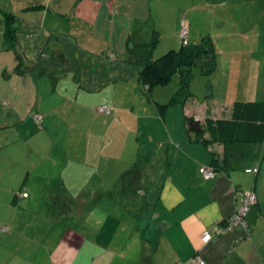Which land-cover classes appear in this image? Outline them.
Instances as JSON below:
<instances>
[{"label":"crops","instance_id":"0c3cea01","mask_svg":"<svg viewBox=\"0 0 264 264\" xmlns=\"http://www.w3.org/2000/svg\"><path fill=\"white\" fill-rule=\"evenodd\" d=\"M174 2L171 12L166 0H0V7L16 16L15 50L24 58L23 73L16 74L13 52L0 49V120H6L0 126L15 125L12 134L21 136L17 124L38 116L47 133L48 120L57 110L49 106L51 91L61 85L66 90L84 88L82 98L93 91V102L82 104L105 127L99 132L90 124L77 131L81 145L63 150V160L31 167L41 169L40 174L28 182L29 191L21 188L10 203L28 199L31 186L37 185L42 194L49 192L44 202L48 212L36 224L15 230L30 239L0 242V264H195L194 256L203 264H264V136L253 143L203 144L185 121L195 118L203 126L205 118H228L233 102L264 101V0H190L187 6L182 0ZM31 6L36 7L25 9ZM180 20L186 23L187 43H197L204 35L213 43L208 102L191 94L182 105H170L161 114L155 103H165L166 97L151 98L155 112L142 107L132 113L140 99V53L135 46L155 31L162 50L177 48ZM217 41L223 42L217 46ZM115 83L130 88L128 102L112 98L111 91L100 93L102 88L113 90ZM141 103L151 102L148 98ZM99 106L110 110L99 112ZM121 114L136 122L130 136L127 130L115 132ZM153 121L158 134L150 132ZM72 126L71 131L78 130ZM207 137L204 132L202 139ZM124 150L132 152L131 160L136 154L149 156L143 188L121 199L130 208L141 197L137 209L120 206L119 195L96 191L107 176L117 174L127 155ZM213 158L215 173L203 178L200 168L211 165ZM255 167V172L245 171ZM237 190L254 194L244 215L246 226L202 243L203 231L211 232L236 210ZM21 191L27 196H19ZM55 191L59 194L50 193ZM90 200L93 205H87ZM56 207L61 213L73 207L79 225L62 228L49 243V234L56 230ZM88 207L93 209L83 213ZM88 223L92 230H87Z\"/></svg>","mask_w":264,"mask_h":264},{"label":"rangeland","instance_id":"374dc122","mask_svg":"<svg viewBox=\"0 0 264 264\" xmlns=\"http://www.w3.org/2000/svg\"><path fill=\"white\" fill-rule=\"evenodd\" d=\"M168 3L167 6L171 8L167 11H174L176 3L174 0H166ZM182 3H184L186 6L190 4V0H182ZM217 11V10H216ZM202 24V21L200 22ZM171 24L168 23L166 26L167 30H170ZM212 29L211 27H209ZM218 29L215 28L212 32V34H215ZM213 40V39H212ZM214 41V40H213ZM223 42V41H222ZM221 41H217V46L219 44H222ZM216 43V41L214 42ZM161 44H156V47L152 54V59H155L156 57L160 56L162 53H164V50H162ZM219 49L218 47H216ZM86 60H89L87 58ZM94 65V64H93ZM92 65V66H93ZM91 66V67H92ZM34 76L33 73H29ZM176 77H173L172 81L163 87H155L153 88L149 93L145 91L140 83H139V89H138V95L140 97L139 101L135 103L134 109L132 110V113H137L138 109H142V107L146 108V112L153 113L155 112L153 107V102L151 98L156 99H164L165 101L168 100L169 96L173 91L168 92V88L172 86V84H175ZM210 83L209 75L207 77V74H200L197 67H193L191 71V78L189 82V90L193 96L196 97L198 101L202 100L204 103L208 102L209 99V92L210 89L208 88V84ZM112 85V84H110ZM113 90H106L103 89L100 91V93H111V97L114 99H119L122 101L128 102V92H130L129 87H123L121 83H115ZM176 87V85H175ZM174 87V89H175ZM73 89V90H72ZM86 90L84 88H71L70 90H66L63 86L58 85L56 87V90L54 92L51 91V88L49 91H51L50 95V107L56 106V111H54L49 118L48 122V130L47 133H44L43 128H40V125L38 122L35 121V119H29L27 121H23L21 124L18 123L16 126V129L21 136L13 135L12 134V128L15 126H8L5 128H0V242H9V241H19V240H26V238L30 239V236L22 233V232H15L17 227L21 226H30L33 224H36L39 222L42 217L41 215L47 214L48 210L46 211V194L41 193L40 186H31L30 196L28 199H17L15 204H11V196H13L14 193L18 192L21 188L24 190L29 191L28 183L32 178L35 177V175L40 174L41 169H35L30 170L32 166L37 167L41 161H61L64 158H62V151L65 149H72L77 148L79 145H81L80 137H78V133L85 127L89 126L90 124H95V130H98L99 132H102L105 127L100 125V120L98 118L93 117V115L85 109L83 106V101L87 100V103L93 102L91 99L93 95L91 93H88L90 95H85L84 98L81 91ZM213 90V89H212ZM111 91V92H110ZM219 94H223V89L219 88L218 90ZM165 92V94H164ZM76 97V98H75ZM150 99V105H146V103H141V101L146 102L147 99ZM74 99H76V105L73 104ZM130 99V98H129ZM138 100V99H137ZM53 102H56L55 105H51ZM162 103V102H161ZM75 106V108H73ZM96 105L94 106L95 109ZM110 108V106H108ZM55 108V107H54ZM98 108V107H97ZM112 110V109H111ZM70 111H75L74 115L70 116L68 113ZM169 114H171V111H169ZM104 116V115H103ZM125 114H121V120H118L115 125V132H122L127 130L126 134H129V136L132 134L131 127L132 125H135L136 122H130ZM173 117V115H172ZM105 120V116L103 119ZM6 120L2 119L0 120V123H6ZM8 124V123H7ZM171 124V123H168ZM74 127L75 129L71 131L70 127ZM137 125V124H136ZM39 128V129H38ZM37 131H33L36 130ZM157 129L156 122L153 121L151 125L150 132L152 134H158L159 131L157 130L154 133V130ZM113 128L111 129V131ZM79 131V132H77ZM29 133V134H28ZM141 134V131H139ZM28 135V136H27ZM74 135V136H72ZM157 136V135H156ZM122 138V136H121ZM131 137H129L130 139ZM142 139V138H141ZM143 142V141H142ZM155 144L152 143V145ZM143 145V143H141ZM127 150H124V154H126ZM123 154V155H124ZM122 155V156H123ZM131 154L128 153L127 155H124L123 160L124 162H120L121 166L119 167V170L117 172L120 173L124 171V169H127L130 166L131 163ZM134 155V154H133ZM46 157H48V160H46ZM130 162H126V161ZM154 159L152 158V162ZM118 162V163H119ZM123 164V165H122ZM59 171V170H58ZM117 174H113V176H107L103 181L102 184L97 186L96 191H100L103 193V195L108 196V194H112L113 197H118V189H119V181L117 179ZM26 179L25 182H22L23 179ZM54 188L57 187L56 184H54ZM47 187V186H46ZM51 191V190H50ZM41 193V194H37ZM52 194L58 195L59 192H50ZM95 197V196H94ZM141 197L135 199L137 201H134L130 208L126 206L125 200H121V197H118V204L120 206H124L128 209L135 208L137 209V204L139 203ZM94 198L92 197L91 200ZM115 199V198H114ZM89 200V198H88ZM87 201V205H93L92 202ZM31 201V202H30ZM28 202H30L28 206ZM116 202V201H115ZM125 202V205L123 203ZM56 206V205H55ZM105 208V206H103ZM111 208V205H108L105 209ZM56 212L53 216V221L56 226V230L49 234V243H53L57 240L60 230L66 226L70 227H77L79 225V217L74 215V208L72 207L71 210H66L64 212H60L58 207L55 208ZM93 208H89L84 210L89 212ZM103 209V210H105ZM46 211V212H45ZM85 212V213H87ZM40 216V217H39ZM87 226H90V229L88 227L87 230L93 229V224H89ZM5 229V231H4ZM78 229V228H76ZM6 234H11L10 237L4 239ZM24 234L23 238L22 235ZM31 239H33L31 237Z\"/></svg>","mask_w":264,"mask_h":264},{"label":"trees","instance_id":"16d2710c","mask_svg":"<svg viewBox=\"0 0 264 264\" xmlns=\"http://www.w3.org/2000/svg\"><path fill=\"white\" fill-rule=\"evenodd\" d=\"M35 7L31 6L25 9H33ZM15 20L16 16L13 13L0 7V49L13 52L15 60L13 71L16 74H22L24 58L15 50ZM180 21L177 30L179 42L177 48L167 49L160 56L152 59V51L158 42V34L155 31H152L148 41L135 46L140 53V59L137 61V77L145 91L149 93L155 87L168 85L173 77H176V87L169 99L163 104L155 103L158 112L161 114L168 106L174 104L182 105L191 96L189 82L193 67H197L200 74L207 75L215 67L214 47L209 37L204 35L197 43H187V27L184 39L179 37ZM190 119L191 117H186L185 121L188 122ZM0 128L3 129L5 127L0 126ZM199 128V132L193 133V135L195 140H199L203 144H206V141L223 144L259 142L264 136V101L233 102L230 106L228 118L214 120L205 118L203 126H199ZM204 132L208 134L206 140L202 139ZM211 163L209 166L215 171L216 160L213 158ZM149 166L150 161L147 154L135 155L130 166L118 176V195L121 199L134 197L143 188V182ZM21 192H24L25 196H21ZM21 192L19 196H27V192ZM225 219L214 224L212 228L215 225L223 224Z\"/></svg>","mask_w":264,"mask_h":264},{"label":"built area","instance_id":"2783aa9c","mask_svg":"<svg viewBox=\"0 0 264 264\" xmlns=\"http://www.w3.org/2000/svg\"><path fill=\"white\" fill-rule=\"evenodd\" d=\"M186 36V24L183 20L180 21V30L179 37L183 38ZM99 112L108 113L109 107L99 106L97 108ZM35 119L38 120V116H35ZM201 174L203 178H210L214 175L215 171L210 166H202L200 168ZM246 172L256 171V167L252 169H246ZM21 196H25L24 192L20 193ZM234 196L238 202V206L236 210L229 215L223 224L215 225L212 228L211 232L203 231L200 235V240L202 243L208 242L213 236L221 234L223 232L229 231L236 226H240L242 228L245 227V222L243 220V216L248 209V206L254 202V194L251 190H237L234 192ZM195 264H203L202 259L198 256H194L193 258Z\"/></svg>","mask_w":264,"mask_h":264},{"label":"water","instance_id":"95a60500","mask_svg":"<svg viewBox=\"0 0 264 264\" xmlns=\"http://www.w3.org/2000/svg\"><path fill=\"white\" fill-rule=\"evenodd\" d=\"M187 128L188 130L196 132V133L199 132L200 130L198 121L195 118H191L190 120H188Z\"/></svg>","mask_w":264,"mask_h":264}]
</instances>
